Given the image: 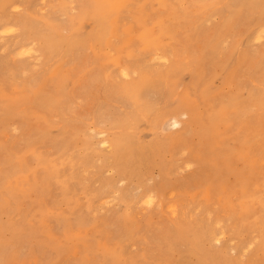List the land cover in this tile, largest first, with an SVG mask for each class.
Listing matches in <instances>:
<instances>
[{"label": "rangeland", "instance_id": "rangeland-1", "mask_svg": "<svg viewBox=\"0 0 264 264\" xmlns=\"http://www.w3.org/2000/svg\"><path fill=\"white\" fill-rule=\"evenodd\" d=\"M89 2L0 0V264H264V148L245 122L264 107L210 123L232 95L247 105L264 88L246 70L264 67V10L248 15V0H126L116 37L49 61L44 39L89 30ZM201 3L217 9L191 24L174 18ZM229 7L245 17L238 28L224 22ZM211 38L231 48L222 68L197 83L178 70L146 95L150 115L124 124L135 115L126 87L165 80L181 58L199 61ZM183 96L200 119L165 129Z\"/></svg>", "mask_w": 264, "mask_h": 264}, {"label": "bare ground", "instance_id": "bare-ground-1", "mask_svg": "<svg viewBox=\"0 0 264 264\" xmlns=\"http://www.w3.org/2000/svg\"><path fill=\"white\" fill-rule=\"evenodd\" d=\"M239 1V0H238ZM250 3V6L247 7L248 11H246V13H248V15H252L255 11H259V10H264V0H248ZM87 5V7L89 6V12L92 14V17L89 19L90 20V25L91 27L89 28V30H84L83 24L81 25V27L76 30V32H74L72 35H70L68 38H59L58 35L53 34L50 37H47L46 39H44V49L46 50V52H48L49 54V61L52 60V56H56L57 58H60V61L63 62H67V58L68 56L72 55L73 53L79 51L82 49L83 46L85 45H90V44H107L109 42L110 37H116L117 35V31H116V27L114 25V22L116 21V17L117 15H119L123 8L126 6V0H90L89 3L82 4V7H85ZM216 5L217 4H213V3H201L199 4L196 9L194 11H186L183 10L181 12V14L179 16L174 17L175 19L181 18L183 20L184 23L186 24H191L195 18L201 17L203 16V12L205 11V8H208V12L210 11H214L216 10ZM231 8V7H229ZM240 15H242V17L240 18ZM225 24L229 27H234L235 28L242 23V19L245 18L242 11L241 10H233L231 8V13L228 14L227 16H225ZM224 18V17H223ZM224 24V23H222ZM24 29L26 32L30 33V34H35L36 33V27L33 26L32 24H28L26 23H22ZM223 26V25H222ZM239 27V26H238ZM237 27V28H238ZM223 28V27H222ZM221 31V27L219 28ZM225 29V28H224ZM164 30H166V28H164ZM223 30V29H222ZM231 30V29H229ZM219 31V30H218ZM224 31V30H223ZM222 32V31H221ZM226 32V31H225ZM230 32V31H229ZM233 32V31H232ZM224 33V32H223ZM217 34V33H216ZM220 35V34H219ZM217 35V36H219ZM225 35V33H224ZM216 36V37H217ZM223 37V35H222ZM221 37V38H222ZM140 43L141 46L145 49L149 48L152 46V42L151 40H149L147 37H141L140 39ZM218 41L214 42L212 40V38L209 41H205L201 47H200V57L197 58L199 59V61L195 60L194 63H190V58H181L176 62V66L174 68L171 69L170 73L166 74V79L163 81H153L151 83H147L145 82V80L143 79L140 84H136L134 86H128L125 89V93L126 95L132 100L133 104H134V111H135V115L129 119L128 121H126L124 124H132L133 126H135L134 124H136V122H138L139 124V120H142L143 118L146 119L147 115L149 114V110H150V103L146 100L148 93L149 92H159L162 86H166L168 85L169 80L174 78V75L176 74V72L179 71H184V72H188L190 73L192 76H194V82L193 83H197L198 82V78L201 74L210 72L209 71V67H219L222 68L224 65V61L226 60L227 56L229 55V51L231 52V48H229L228 50H226L224 52V50L220 49L218 47ZM233 49V47H232ZM235 50V49H234ZM205 55H207L205 57ZM240 55V54H239ZM229 58V56H228ZM240 59V57H239ZM230 61V60H229ZM235 61V60H234ZM248 61H252V60H248ZM256 62V61H255ZM238 63V62H237ZM254 63V62H253ZM253 63H249L248 67L246 68L247 73L249 72H253L254 73V80L256 82H258L260 85H262L261 87L263 88L264 86V67L257 71L254 70L255 66ZM226 65V64H225ZM236 65V64H234ZM247 65V63H246ZM258 65V64H257ZM263 66V65H262ZM226 66H224L225 68ZM232 70H233V66ZM230 68V67H229ZM235 69V68H234ZM212 70H214L212 68ZM219 70V69H218ZM238 70V69H237ZM229 71V70H228ZM227 71V72H228ZM231 71V70H230ZM234 71V70H233ZM237 72V71H236ZM232 73V72H231ZM219 74V73H218ZM228 74V73H227ZM229 75V74H228ZM234 74H231L228 76V78H226V83H230L232 81V79L234 78ZM253 76V75H252ZM250 77V75H249ZM196 78V79H195ZM252 79V78H251ZM224 80V79H223ZM222 80V81H223ZM148 89V90H147ZM171 88H169L170 91ZM147 90V92H146ZM251 92V91H250ZM171 93V91H170ZM204 95H208V90L204 91ZM250 102L249 104L245 105L239 98V96L237 95H232L228 101L223 104L220 108V110L216 111V112H212L211 116H210V123L212 125H218L223 121V117H229L231 118V121H239V118L241 116H244L248 110L249 105H253L255 107L263 105L264 107V88L261 89L260 93H252L250 95ZM150 99V98H149ZM151 100V99H150ZM9 110V109H8ZM7 110V111H8ZM154 110V109H153ZM262 111V110H261ZM19 112V111H18ZM260 112V110L258 111ZM197 113L194 112V105L190 104L189 101L187 100L186 97H181L180 100L178 101L177 106H175L172 110L171 115L168 118H165V121L163 123V126L165 129H172V130H178L181 126V124L184 121H194V120H199L200 118H198V116L196 115ZM258 114V113H257ZM15 115V114H11ZM157 115V114H156ZM155 115V117H156ZM263 115V114H262ZM154 116V115H153ZM159 118L162 120L164 119V115L162 113H160ZM153 118V117H152ZM149 119V118H148ZM155 119V118H154ZM185 119V120H184ZM252 119L254 120V122H251ZM152 120V119H151ZM159 120V119H158ZM157 120V121H158ZM226 120V118L224 119ZM146 122V121H145ZM159 122V121H158ZM248 125L253 123L255 125H257L256 127V133H257V137L259 136L262 143L260 145H258L256 147V150H262L264 148V116L262 117H258L257 115H253L250 117V119H247L245 121ZM141 123V122H140ZM150 123V122H149ZM162 123V122H161ZM159 124L160 126H162V124ZM131 125V127H132ZM150 125V124H149ZM125 126V125H124ZM128 126V125H127ZM129 127V126H128ZM136 127V126H135ZM122 128V127H121ZM126 128V127H125ZM134 128V127H133ZM161 128V127H159ZM139 129V128H138ZM142 130V129H141ZM208 130V129H207ZM214 130V129H213ZM211 130V131H213ZM127 131V130H126ZM144 131V130H143ZM162 131V130H161ZM204 131V130H202ZM121 132V131H120ZM164 132V131H163ZM207 132V131H206ZM134 133V132H133ZM161 133V132H160ZM117 134V133H116ZM122 134H124V132H122ZM141 134V133H140ZM210 134V133H209ZM255 134V133H254ZM118 135V134H117ZM133 135V134H131ZM159 135V134H157ZM198 135V134H197ZM211 135V134H210ZM112 136V135H111ZM114 136V135H113ZM119 136H121L119 134ZM129 136V135H128ZM166 136V135H165ZM212 136V135H211ZM162 137V136H161ZM169 137V136H168ZM172 137V136H171ZM216 137V136H215ZM121 138V137H120ZM131 138V136H130ZM174 138V137H173ZM117 139V138H116ZM251 139V138H250ZM119 140V139H118ZM122 140V139H121ZM130 140V139H129ZM163 140V139H161ZM181 140V139H180ZM204 140V139H203ZM207 140V139H206ZM113 141V140H112ZM124 141V140H123ZM140 141V140H139ZM149 141V140H148ZM167 141V140H166ZM212 141V139H211ZM103 142V140H102ZM117 142V141H116ZM175 142V141H174ZM179 142V141H178ZM208 142V141H207ZM119 143V142H117ZM121 143V141H120ZM125 143V142H124ZM130 143V142H129ZM156 143V142H155ZM164 143V142H162ZM161 143V144H162ZM177 143V142H176ZM214 143V142H213ZM114 144V143H113ZM149 144V143H148ZM160 144V143H159ZM212 144V143H211ZM211 144L209 146H211ZM208 145V144H207ZM213 145V144H212ZM119 146V144H118ZM117 146V147H118ZM129 146V145H128ZM131 146V145H130ZM134 146V145H133ZM146 145L144 144V147ZM150 146V144H149ZM154 146V145H153ZM172 146V145H171ZM170 146V147H171ZM114 147V146H113ZM122 147V146H120ZM122 147V148H126ZM139 147V146H138ZM137 147V148H138ZM169 147V149H170ZM213 146H211L210 149H212ZM133 148V147H132ZM132 148L131 151H132ZM146 148V147H145ZM152 148V146L150 147ZM161 148V147H158ZM166 149V146L164 147ZM175 148V147H174ZM155 149V148H153ZM217 149V146L215 147V150ZM129 150V149H127ZM137 150V149H136ZM146 150V149H145ZM144 150V151H145ZM150 150V149H149ZM114 151V149H113ZM116 151V150H115ZM153 151V150H152ZM155 151V150H154ZM169 151V150H168ZM171 151V150H170ZM147 152V151H146ZM162 152V151H161ZM164 152V150H163ZM218 152V151H217ZM129 153V152H128ZM139 153V152H138ZM152 153V152H151ZM168 153V152H167ZM214 153V152H213ZM141 155V154H140ZM144 155V153H143ZM142 155V156H143ZM152 155V154H151ZM136 156V155H135ZM145 156V155H144ZM143 156V157H144ZM148 156V155H147ZM141 157V156H140ZM152 157V156H151ZM164 156H162L161 158H163ZM132 158V157H131ZM137 158V157H136ZM139 158V157H138ZM157 158V157H156ZM155 158V159H156ZM160 158V159H161ZM175 158V156H174ZM173 158V159H174ZM153 159V158H152ZM159 159V161H160ZM172 159V158H171ZM136 160V159H135ZM134 160V161H135ZM146 160V158H145ZM151 160V159H150ZM221 160V159H220ZM139 161V159H138ZM216 161V160H215ZM156 162V160H155ZM166 162V161H165ZM170 162V161H169ZM138 163V162H137ZM136 164V163H135ZM139 164V163H138ZM149 164V163H148ZM153 165V164H152ZM139 166V165H138ZM142 166V165H141ZM150 166V165H149ZM155 166V165H154ZM160 168V165H157ZM162 166V165H161ZM144 167V166H143ZM163 167V166H162ZM161 167V168H162ZM147 168V166H146ZM152 168V167H151ZM163 169H165L163 167ZM146 170V169H145ZM149 170V169H148ZM160 170V169H159ZM143 171V170H142ZM163 171V170H162ZM144 172V171H143ZM148 172V171H147ZM150 172V171H149ZM165 172V171H164ZM146 173V172H145ZM177 174V173H176ZM148 175V174H147ZM149 176V175H148ZM159 177V175H158ZM170 178V177H169ZM175 179V178H173ZM172 179V180H173ZM177 179V178H176ZM174 181V180H173ZM162 182V181H161ZM164 183V181H163ZM159 185V184H158ZM170 185V184H169ZM157 186V185H156ZM165 188V187H162ZM161 190V188H159ZM163 190V189H162ZM153 196L152 195H145L144 198L142 199L144 201L145 204L149 205L152 204L153 202ZM142 201V202H143ZM218 227V226H217ZM4 230V229H3ZM6 231V230H5ZM8 231V230H7ZM171 234V233H170ZM172 235V234H171ZM205 235V234H204ZM202 235V237L204 236ZM194 237V236H193ZM207 237L212 240V239H216L215 236L212 234V232L207 233ZM257 239V238H256ZM9 240V239H8ZM218 240V239H217ZM257 241V240H256ZM205 242V241H204ZM207 244V243H205ZM7 247V246H6ZM207 249V247H206ZM3 250V249H1ZM9 250V249H8ZM196 250V249H195ZM13 252V251H12ZM9 254V253H8ZM13 254V253H12ZM13 258V255H12ZM10 260V259H8ZM214 261V260H213ZM218 262L215 261V264H217Z\"/></svg>", "mask_w": 264, "mask_h": 264}]
</instances>
